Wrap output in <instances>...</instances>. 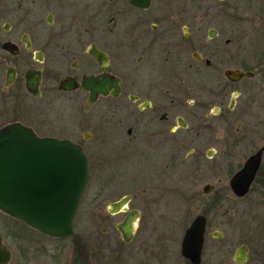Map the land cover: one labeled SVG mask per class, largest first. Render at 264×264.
<instances>
[{
  "label": "flooded vegetation",
  "instance_id": "af4514ba",
  "mask_svg": "<svg viewBox=\"0 0 264 264\" xmlns=\"http://www.w3.org/2000/svg\"><path fill=\"white\" fill-rule=\"evenodd\" d=\"M259 1L242 3L261 18ZM238 2L0 0V129L18 123L38 137L79 145L89 180L78 212L88 194L90 221L122 218L113 224L115 247L107 228L101 238L89 230L62 246L55 243L74 236L78 212L73 234L61 238L0 212L9 221L0 225V264H146L143 241L127 251L138 223L171 216L145 214L131 203H190V190L194 205L216 206L222 187L236 200L264 187V150L248 193L238 198L230 185L264 145V44L248 38ZM56 98L80 108L71 123L45 119L42 109ZM135 163H149V170L134 173ZM123 198L125 209L111 213ZM196 210L185 231L204 216L205 243L209 211ZM133 212V236L125 242L118 225ZM185 231L179 253L192 264L181 253Z\"/></svg>",
  "mask_w": 264,
  "mask_h": 264
},
{
  "label": "water",
  "instance_id": "95a60500",
  "mask_svg": "<svg viewBox=\"0 0 264 264\" xmlns=\"http://www.w3.org/2000/svg\"><path fill=\"white\" fill-rule=\"evenodd\" d=\"M146 6L149 0H131ZM34 92L32 84L28 85ZM97 92L105 93L98 88ZM259 150L233 176V193L242 198L247 193L259 169ZM79 145L68 140L38 137L26 126L15 123L0 129V212L19 220L32 229L51 237H69L73 234L74 219L89 180L88 161ZM128 198L110 205V212L125 209ZM137 212L118 225L123 239L133 236ZM206 221L198 216L185 231L182 255L192 264H200ZM212 236L223 238L214 231ZM1 248V246H0ZM236 264L248 261L247 246L236 248L232 258Z\"/></svg>",
  "mask_w": 264,
  "mask_h": 264
},
{
  "label": "rangeland",
  "instance_id": "374dc122",
  "mask_svg": "<svg viewBox=\"0 0 264 264\" xmlns=\"http://www.w3.org/2000/svg\"><path fill=\"white\" fill-rule=\"evenodd\" d=\"M246 0H239L238 21L242 28L248 31V38L254 44H264V3L259 1L258 10L261 18L253 13L254 10L247 9ZM225 5V2L219 3ZM260 4L262 5L260 7ZM255 6V5H254ZM253 6V8H254ZM33 103L30 101V104ZM35 104V103H33ZM38 104V103H36ZM80 108L72 106L66 98H56L50 106L45 105L41 112H44L45 119L51 122L71 123L72 113L75 115ZM49 118V119H48ZM64 123V124H66ZM134 173L146 172L149 170V163L133 164L131 166ZM261 176V174H260ZM92 182L99 181L92 179ZM222 199L216 206H205L204 204L192 203L191 191L187 190L190 203L177 199L173 203L162 207H156L150 204L137 206L131 203L130 207H139L142 213L171 216L170 220H141L136 229V241L132 243L127 251H138L140 241H143L146 249L141 250V258L146 264H157L161 254L167 258L168 262L173 264H184L180 256V242L182 235L192 220L186 217L191 214V209L196 208L198 213L204 210L208 212V225L203 248L202 264H235L232 260L236 248L245 245L249 251V258L245 264H264V187L258 188L257 185L252 188L250 193L243 199H232L224 187L221 189ZM78 216L75 219L74 236L56 245L71 246L74 238L86 236L89 230L93 231L94 238L102 236L101 229H110L108 245L115 247L118 243V237L114 235L113 224L119 223L120 217L107 218L102 221H90L89 213H94V207L89 205L90 195H84ZM183 220V221H181ZM9 223V221L0 214V225ZM184 223V225H183ZM183 225V226H182ZM182 226V227H181ZM223 233L222 239H215L210 236L212 231ZM175 234V236H174ZM167 235V236H166ZM174 236L177 242H173ZM164 247V248H163ZM164 249V250H163ZM160 253V254H158ZM164 255H163V254Z\"/></svg>",
  "mask_w": 264,
  "mask_h": 264
}]
</instances>
